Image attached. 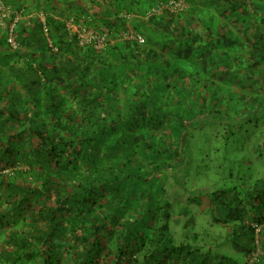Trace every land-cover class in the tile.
Returning a JSON list of instances; mask_svg holds the SVG:
<instances>
[{"label":"trees","instance_id":"16d2710c","mask_svg":"<svg viewBox=\"0 0 264 264\" xmlns=\"http://www.w3.org/2000/svg\"><path fill=\"white\" fill-rule=\"evenodd\" d=\"M26 1L35 4L29 8L36 14L23 16ZM185 1L188 8L179 14L153 15L135 26L145 37L136 45L109 39L133 12L127 3L0 0L11 7L10 18L21 17L14 25L17 48L6 43L10 21L5 19L6 54L0 50V264H247L255 252L260 254L252 264H264L263 165L234 186L208 191L196 208L193 201L186 204V213L193 214L186 219L174 216L172 200L161 195L164 178L154 176L169 167L163 155L174 152L176 167L189 162L192 134L204 126H222L225 140L244 128L248 141L264 145V6L252 5L259 14L254 23L242 2L244 10L234 16L242 29L226 24L205 37L195 32L203 23L195 17L205 0ZM68 20L86 31L107 28L104 47L79 45ZM179 56L203 58L210 68L193 75L181 69L172 80L180 85L165 87L164 93L155 65L166 59L172 67L171 58ZM138 80L157 87L148 85L144 95ZM126 92L141 100L123 102L124 110L145 106L139 107L145 128L138 151L111 139L135 124L124 122V130L117 131L112 123L117 117L100 116L105 108L107 114L117 110L108 99L112 94ZM162 121L169 137L154 142ZM175 171L169 167L161 176ZM136 192L145 199L137 200ZM178 228L183 238L175 241Z\"/></svg>","mask_w":264,"mask_h":264},{"label":"rangeland","instance_id":"374dc122","mask_svg":"<svg viewBox=\"0 0 264 264\" xmlns=\"http://www.w3.org/2000/svg\"><path fill=\"white\" fill-rule=\"evenodd\" d=\"M131 1H135V0H129V1L128 0L126 1L117 0L118 5H123L127 3L130 7L132 5ZM138 1L140 4H144L146 6V4L148 5L151 1L153 2L155 0H137V2ZM23 4L26 6V8L23 10L24 15L22 13L23 16H27L32 13L33 14L37 13V12H32L33 10L29 8V6L34 7L35 5L34 3L26 1ZM147 8L149 7H146V9ZM261 32L264 35V28H261ZM163 40H165V38ZM195 45L197 44H194V46ZM138 47L142 48V46H138ZM209 59L212 62H215V60H217V59H212V58H209ZM171 61L174 64L173 65L174 68L173 66L170 67L167 64L168 62L166 59H164V62L162 61V59H160V63H158V65H155L157 68L154 69L153 71V72L155 71L159 72V81L157 83L159 86H161L160 90H164V93L166 91V89H164L165 87H168V89H170V87H178L180 85L181 83L180 80L175 81V82L172 80L176 76H179V71L181 69H185L189 73V75L190 74L193 75L194 72L208 71V69L210 68L208 63L206 64L204 59L202 58L200 60L199 57L188 56L186 58H182L179 56L177 58H171ZM202 61H204L203 65L201 63ZM212 66L213 68L211 70L215 69L216 65H214V63ZM166 72L168 76L166 75ZM124 82H125L124 83L125 85L126 83H128L127 80H124ZM124 84L120 82L118 85L124 86ZM137 84L144 89L143 90V92H145L144 95L148 93L147 92L148 85L154 87V89L157 87L156 86L157 84L153 83V81H151V83L149 84L146 81L143 82V80H138ZM114 85H117V84H114ZM127 94L128 92H126V95L120 94L123 97H118L117 95L112 94L113 97H110L108 99H110L111 103H113V100L115 101V107L117 108V110L116 111L113 110L112 114H107V108H105L106 112H102L100 116L102 118L105 117L107 119H109L110 116L115 117V118L117 117L116 120L114 118L112 120V123L117 125L118 127L117 131L124 130L123 129L124 122L125 124L130 123V125L135 124V127H129L130 131L124 130V131L118 132L114 134L111 137V139H112V144L116 146L119 145L118 142L121 139H123L124 143L122 144L120 141V146H127L128 148L134 151L135 150L138 151L142 149L141 143H143L144 141L143 139H141V136L144 134V128H145L144 124H143L144 125L143 128L141 126L142 122L140 120H143V117L141 116V113L143 112V110H141L140 112V108L144 109L145 106L144 107L139 106L140 108L134 107L133 109H131L130 107V109L124 110L123 102L128 101V103L129 102H135V103L139 102L140 103V100H141V98L132 99L129 96H127ZM138 95L140 96V94ZM174 95L175 94L170 95L169 98L170 99L172 98L175 100ZM165 99L167 98L163 97V100ZM94 100H95L94 102L95 108L96 110L99 109L98 111L100 112V109H102V106L101 107L99 106V104L101 103V100L98 99L97 96L94 97ZM144 101H147V100L144 99ZM120 110L122 112L121 114H120ZM96 116L99 117V115L97 114ZM159 116L161 115L160 114L158 115L157 117L158 119L160 118ZM108 123L110 124V121H108ZM159 126L160 128H157V132H159L157 133L158 135L152 138L154 142H156L157 137L164 136V134L166 138L169 137L166 135V132H165L166 129H163V127L165 126L164 121H162L161 125ZM243 129L244 128H240V129L238 128L237 131H240L239 134L233 135V132H232L229 135L228 139L225 140V137L223 134V128L222 126L218 124L208 125V126L199 128L192 134V137L188 144L190 153H191L189 162H187L186 160L180 161L178 167L174 166V159H175L174 152L173 153L171 152V154H169L170 155L169 157L167 154H166L167 156L163 155V157L165 156L164 159H167V166H169L170 168L176 169L175 174L167 175L164 177L161 176L162 172H164L165 170H168L169 167H167V168H162L156 173H154V176L156 178H159L160 181H162V178H164L162 183L164 184L166 190H165V193H162L161 195L168 194V198L172 200V204H173L172 211L176 218L178 216L181 217L180 215L182 214L183 215L185 214V216L183 217L184 219L189 218L191 215H193L190 212L188 214L186 213L184 209L185 207H188L186 206V204L191 203L193 201V207L196 208L195 205L197 203V199L207 194L208 191L214 190L217 188H226V187L229 188L232 185L234 186L236 183H238L239 179L242 176H249V175L254 176L252 167H254L256 171H259L262 165L264 166V145L259 144L257 148V145L252 144L251 141H248V139L250 138V133L248 131L244 132ZM108 130L111 131L110 129ZM109 133L110 132H108V134ZM137 140L138 142H136ZM178 147H180V145H178ZM143 148L145 149V147ZM116 149L117 147L114 149L113 147H110V151L112 150L116 151ZM123 149L124 147L121 149V151ZM255 155L260 156V157H257L258 159L256 161L253 160L254 159L253 157ZM131 163L136 164L137 162L132 160ZM120 165L122 164L120 163ZM131 167L132 166H128V172L130 173H132L134 170V169H131ZM248 167H251V170L249 169V171H247L246 169ZM188 168L190 169V172L187 174L186 169ZM136 198L137 200H140L139 198L145 199V196L142 195L141 193L136 192ZM175 224L176 223L174 222L171 226L175 227ZM141 227L144 229L143 225H141ZM177 231L179 234H176L174 236V239L175 241L176 240L180 241L182 240L181 238H183L182 234L180 233L181 229L178 228ZM257 254H260V253L255 252L253 257H256ZM32 263L33 262H29L25 260L24 262L20 264H32Z\"/></svg>","mask_w":264,"mask_h":264},{"label":"built area","instance_id":"2783aa9c","mask_svg":"<svg viewBox=\"0 0 264 264\" xmlns=\"http://www.w3.org/2000/svg\"><path fill=\"white\" fill-rule=\"evenodd\" d=\"M187 8V3L185 0H158L152 5L143 16V19H148L153 15H163L165 13L179 14ZM12 15V9L10 6L4 5L0 2V24L3 25V21L9 20L6 30V43L10 49L14 50L17 48L18 43L14 37V25L17 22L20 16L15 15L13 18H10ZM40 22L44 24V17L41 13L38 14ZM124 26L119 30L117 36L124 42H132L136 45H143L145 43V37L138 31L134 30L129 22L131 15H124ZM66 27L68 29L73 28L77 31V39L79 45L89 44L96 51L101 50L104 47V43L109 35V30L105 27H101L99 32L92 30L86 31L72 23L71 20L66 21ZM43 32L45 35L48 34L47 29L44 26ZM259 231V227H256V232ZM254 255V254H253ZM253 255L249 256L247 264H252L255 257Z\"/></svg>","mask_w":264,"mask_h":264},{"label":"crops","instance_id":"0c3cea01","mask_svg":"<svg viewBox=\"0 0 264 264\" xmlns=\"http://www.w3.org/2000/svg\"><path fill=\"white\" fill-rule=\"evenodd\" d=\"M197 1H199V0H197ZM136 2H137V0L131 1V3H132L131 8H132L133 12L130 13L131 19L129 22L130 26L134 30H135V26H140L141 23L145 24V22L147 20H149V19H143V16L145 15V12L147 11L146 7H149L153 3L151 1L148 5L146 4V6H145L144 4H140L139 1L137 3ZM205 2H206L205 4L198 7L199 8L198 12H200V13L196 14V17H195V19H196L195 21H200V19H202V18L204 19V20L203 19L201 20L203 23L200 24V27L195 29V32L198 33L199 35H201L200 33H202L203 34L202 36L205 35V37H206V34H208L209 32L213 36L214 32H218V30L220 28H223L224 25H226V24L227 25L231 24V27H233V25L240 27L239 24L241 21L239 20L237 22L239 24H237L234 16L236 14H240L241 11L244 10L243 9L244 7L242 6V2L247 4V6L245 8L249 9V11H252L251 17H253L252 20L254 23H255V20L258 18L259 14L256 13L254 10H251V9H253V6H255V5L258 7L264 6V0H205ZM147 9H149V8H147ZM246 18L247 17H244L242 19V21H246ZM156 21L159 22V19H156ZM150 22L151 21H148L147 23L151 27V30L154 31L156 25L154 26ZM240 28L237 29L238 33H240V31H239ZM253 28H255V26ZM204 29H205V31H203ZM5 32H6L5 27L2 24H0V48H1L0 50L5 51V54H6L5 45H4L3 41L1 40L2 36L4 35ZM116 36H117V34H116ZM116 36H113V34H111V37H109V39H111L110 41H118V42L123 41L118 36L117 37ZM124 43H126V42H124ZM127 43H129V42H127Z\"/></svg>","mask_w":264,"mask_h":264}]
</instances>
